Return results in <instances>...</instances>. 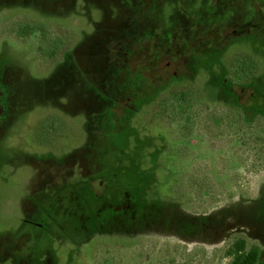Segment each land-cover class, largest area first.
Here are the masks:
<instances>
[{"label": "rangeland", "instance_id": "rangeland-1", "mask_svg": "<svg viewBox=\"0 0 264 264\" xmlns=\"http://www.w3.org/2000/svg\"><path fill=\"white\" fill-rule=\"evenodd\" d=\"M145 1L0 0V264H264L263 16Z\"/></svg>", "mask_w": 264, "mask_h": 264}, {"label": "flooded vegetation", "instance_id": "flooded-vegetation-1", "mask_svg": "<svg viewBox=\"0 0 264 264\" xmlns=\"http://www.w3.org/2000/svg\"><path fill=\"white\" fill-rule=\"evenodd\" d=\"M166 1L169 2V5H172L173 6L171 9H173L175 7L173 9V12H170L169 16L166 15V11H165L166 8H165V5L163 4V2H166ZM212 1H214V0H212ZM231 1L234 4L240 5L239 8H240V10L242 9V12L245 11L243 8H244V6L246 4H249L250 3L252 5V8H254V9L251 8V11L253 10V12L255 13V16L253 18L255 24L253 23L251 25V28L248 29L249 30L248 33H251V34H253V36H256L257 35L256 33L260 31V28H258V22H257L256 19H258V16H263V19H264V0H216V4H220V3H223V2L230 3ZM187 2H188V0H147L145 2H142V6H145L144 9L151 11L150 13L148 12L150 14V16L156 15L157 18H159V19H161V17L163 16L165 18V25L164 26H170L172 24V22L171 21L166 22V20L167 19L172 20V16L175 15V13L177 12L176 10L178 8H183L184 5H186ZM167 3H166V7H167ZM207 3L209 4L210 3V0H193V5H197V6L203 5L202 6L203 8H205V6H207ZM161 5H164V7L161 8L162 7ZM150 8H151V10H150ZM171 9L169 8V10H171ZM185 11H186V9H185ZM199 14H200V12H196V15H199ZM188 17L189 16H187L186 18L188 19ZM156 20L157 19L154 18V21L155 22H156ZM174 25H175V29L177 30V24H174ZM197 27L198 26L195 23V25H194L195 32H194V40H193V42L194 41H196V42H199V41L200 42H203L202 39H199V36L201 35V31H200V29H197L196 30ZM178 29H180L179 30L180 32H183V28L182 27H180ZM140 32H141V30H140ZM242 32H243L242 29H239V30L236 31V34L238 35V37H242V34H244ZM141 35L144 36V33H141ZM245 35H247V34L245 33ZM171 36L174 37L175 36V32H173L171 34ZM202 36L205 37L204 34ZM204 41H205V39H204ZM191 43H192L191 41L188 42V45L192 47L193 44H191ZM125 44H127V43H125ZM192 49H193V47H192ZM126 50H127L126 52L129 51L128 48ZM189 51H190L191 54L194 53V50H189ZM200 51L204 55V53H203L204 51L201 50V49H198L197 50V53H195V54H199ZM192 57H194V59L197 58L196 55L195 56H192ZM251 60H252V65L250 66V72H245L244 70H242V67L239 65V62L237 63V70H239V72L241 73L240 75L242 77L254 76L257 73V70H258L257 64H258V62L256 60H254L253 58ZM143 80L148 81L147 82L148 85H152V87L153 86L160 85V82H161L160 76L157 77L156 79H153V80L152 79H149L148 80L144 76V79ZM153 88H155V87H153ZM189 96H190V93L188 92V93H186L184 95L181 94V95L177 96V98H179V100L181 102H184V100H188L189 101Z\"/></svg>", "mask_w": 264, "mask_h": 264}, {"label": "trees", "instance_id": "trees-1", "mask_svg": "<svg viewBox=\"0 0 264 264\" xmlns=\"http://www.w3.org/2000/svg\"><path fill=\"white\" fill-rule=\"evenodd\" d=\"M188 100H184L186 110L189 107ZM253 113L251 108L246 109V115H249V120L252 121ZM263 141V138H260ZM263 249L260 246L254 245L249 247L246 240L237 239L225 252V257L231 259V264H259L262 258Z\"/></svg>", "mask_w": 264, "mask_h": 264}]
</instances>
